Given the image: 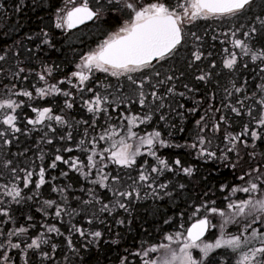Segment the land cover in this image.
Returning <instances> with one entry per match:
<instances>
[{"label":"snow or ice","instance_id":"6c2138e0","mask_svg":"<svg viewBox=\"0 0 264 264\" xmlns=\"http://www.w3.org/2000/svg\"><path fill=\"white\" fill-rule=\"evenodd\" d=\"M254 5L259 9L258 11L253 7ZM0 7L3 5L0 4ZM17 10H20L19 6ZM106 14L109 17L107 20L103 19ZM88 20L102 23L111 21L116 28L114 31L106 32L95 48L83 52L80 55V63L76 64V70L56 83L48 82L57 71L55 66L41 64L40 71L37 72L33 68L21 67V61L17 60L15 70L0 67V74H10L12 80L22 85L24 83L29 85V87L18 88L17 83H12L11 88L7 90V98L0 99V110L4 113L0 119V146H10L14 141H18L19 135H29L33 131L43 133L37 142L38 145L40 143L52 145L54 141L65 145L55 149L56 154L50 158L47 166L44 163L46 154L40 151L39 147L37 148V151H40L37 157L39 164L36 160H32L21 167L16 159L5 156L0 160V176L7 173L13 178L11 187L7 183L0 184V190H2L0 191V238H3L0 241V264H16V260L9 255L13 249L18 250L17 255L22 264H31L30 254L36 253L39 254L41 264L45 262L51 264L59 247L54 242L51 235L53 233L63 238L70 251L79 255L81 248L86 250L89 244L98 242L103 235L99 230H92L91 226L97 214L93 212L90 217H87L86 209L89 207L99 205L100 213L110 212L116 208L127 212L131 200L141 198L142 188L151 189L154 199L171 198L173 190L185 188L184 184L174 185L171 180L164 182L161 178L165 177L166 173L178 174L179 172L191 176L194 169L186 166L179 156L169 159L158 154L159 148L173 146L169 140L162 137L160 131L154 130L143 136L133 131L138 124H147L151 121L153 111L146 114L143 112L133 114L131 105L138 103L141 109H145L148 107L150 96L153 104L161 101L158 108H164L165 97L177 94L174 82L186 79L189 75L197 82L209 83L217 65L213 52L205 48L207 31L201 34L194 29L197 28L199 21L217 20H242L230 29V35L234 38L231 42L233 50L230 51L227 48L223 50L226 58L222 59L221 63L223 68L235 71L238 63L235 49L239 48L240 52L253 62V71L259 69L261 83L256 85L257 92L249 96L246 94L247 80L241 86H237L235 81L230 82L234 91L243 95V99H237L236 105H225V108L236 117L246 114L250 122L255 123L252 126L246 123L240 132L234 133L228 131L232 127L229 123L231 117L227 114L219 115L216 122L211 125V133L213 135L223 133L221 143L224 147L220 148L217 145L216 150H211L212 141L208 138V123L205 116H201L196 121L199 132L189 147L198 148V157L220 160L233 170L240 167L243 174L238 177V180L242 184L221 185L220 190L230 188L232 196L242 192L248 194V198L234 201L232 196L225 197L227 209L232 210L230 216L224 209L218 207L215 201H201L199 204L194 202L191 205L192 215L197 219L186 230L187 235H184L183 231L167 234L165 239L169 242L168 244L153 245L150 248H144L142 245L136 255L145 258L143 264H228L222 257L218 259L213 255L215 249L226 248L231 249L232 252L240 251L241 259L237 261V264H264V165L249 166L245 171L241 167L245 161L239 153L241 146L248 148L249 139L253 144L257 140L264 142V0L259 5L256 0H182V2L181 0H147V2L96 0L91 7L88 0H83L79 6H73L70 10L65 7L55 12V27L58 29H72ZM237 33H240L243 38H235ZM41 34L44 37L49 36L48 32L42 31ZM227 34L229 33H225ZM212 39L215 40L217 37L213 36ZM42 43L50 45L52 41L44 39ZM39 47L37 45V48ZM6 59L7 52L0 55V61ZM205 60L210 62L211 70L206 71L200 67ZM243 67L247 69L249 65L245 63ZM97 71L116 78V83L106 84L100 89L94 77ZM30 77H35V83L30 80ZM74 80L75 84H73ZM40 83L43 86L37 87L36 84ZM65 83L73 85L74 90L79 93L82 105L91 114L89 119L76 121L66 118V110L72 109L75 101L72 98V92L60 87ZM182 86L188 91L197 90L190 89L187 83ZM146 88L150 91L146 92ZM161 88L166 89L164 95L160 92ZM225 91L228 96H232V92H228L227 89ZM33 92H35V98L62 94L65 99L64 107L58 109L60 114H57L53 107H33L31 104L34 99ZM86 94L87 99L84 98ZM14 95L27 97L28 101L12 99ZM178 95L183 97L185 93L179 92ZM257 95H259L258 99ZM248 100H252L253 104H247ZM125 101H127L125 111L129 114H121L120 119L122 122L126 121V125L121 123V127H126L127 132L120 137L119 141H116L118 133L116 125L109 123L112 120L109 109L113 108V105L119 108L125 104ZM23 106L29 107L31 113L35 115L21 116L17 109H22ZM189 111H195V109H189ZM215 111L220 113L221 109L217 108ZM254 111L258 113V116H253ZM101 118L105 120L103 125L99 123ZM159 119L165 120V115L161 114ZM79 126H83L82 133L79 131ZM97 128H100L99 132L96 131ZM180 130L183 131V129ZM76 135L80 136L78 141ZM129 139L134 143H127ZM104 144L108 146L105 147ZM141 149L154 159V163L149 164L147 160H144L142 164H139L138 178L128 176L125 179L126 171L137 167V157L143 154ZM74 150L79 151L80 155H71ZM28 151L29 149H25L24 152L14 155L18 158L25 156ZM218 151L219 155H217ZM233 153L236 156L235 161L230 159ZM249 155L254 158L255 152ZM60 164L68 169L60 171L61 177H69L70 172H76L91 185L79 189L82 195L87 194L88 199L74 197L79 205V211L72 208L68 200L71 185L57 186L51 183L55 182L57 177L46 178L49 177L50 171L58 169ZM111 165L115 167L107 170ZM21 183L24 189H29L31 185L32 188L29 191H32L33 195L23 196ZM45 185H49L53 193L59 194L60 199L44 200L39 211L43 212L44 216L53 215L61 227H65L63 218L67 216V236L56 223H45L42 225L44 231H36L29 235V230L36 228L32 215L26 216L27 227L16 226L17 220L14 213L20 212L21 215L24 213L22 208H14L13 205L27 204L28 200L41 194L40 190ZM98 189L111 192V199L102 196ZM147 194L145 192V196ZM105 200L108 202L105 203ZM202 211L204 215L198 216ZM82 212L86 216L87 228L79 222H72ZM208 214L223 218L220 224L221 235L214 242L203 243L201 237L211 224ZM183 215L181 213V216ZM233 217H243L245 225L238 234L226 238L224 227L225 224L233 222ZM249 218L251 222H248ZM171 222L172 218L164 220V224ZM9 223L13 225L11 229L2 227ZM119 223L123 224L124 221L120 220ZM256 224L261 227H253ZM211 226L215 227V225ZM249 230H251L250 235H246ZM77 235L85 241L81 248H78L74 242V237ZM174 240L179 245L178 253L171 247ZM257 241L259 247H250ZM192 248L200 249L202 253L200 260L193 259L190 251ZM161 249L164 251L163 256L158 259L150 258V253H156ZM65 259L67 260V257ZM120 264H127V257L121 258Z\"/></svg>","mask_w":264,"mask_h":264},{"label":"trees","instance_id":"16d2710c","mask_svg":"<svg viewBox=\"0 0 264 264\" xmlns=\"http://www.w3.org/2000/svg\"><path fill=\"white\" fill-rule=\"evenodd\" d=\"M260 1L262 2V0ZM82 2L83 0H0V4L3 5V7H0V55H4L5 52H7V59L5 61H0V67H3L5 69L12 68V70H15V64L17 60L21 61V67L33 68L37 72L40 71L41 64L47 66H55L57 68V71L53 73V78L48 81L49 83L57 82L58 80L63 79L65 75H70L72 71L76 70V67H73V63L77 61L79 57L78 54L84 52L85 46H83L82 43L87 39L90 40L91 37H99L100 33L108 27V24L106 23H101L98 26H93L95 20L85 25L83 28L72 32H67L65 28L58 29L55 27V12L57 9H64L66 7L68 10H70L73 6H79ZM88 2L91 5L92 0H88ZM143 2H147V0H143ZM258 2L259 0H256L257 5L260 4ZM18 6L20 9L19 11L17 10ZM253 7L256 8V5H254ZM256 10L258 11L259 9L256 8ZM241 22L242 20H236L230 26L238 25ZM42 31L48 32L49 36L44 37L41 34ZM29 37H31V39H29ZM44 39H50L52 41V43L50 44L51 48H49V44L46 46V44L42 43ZM37 45H39L40 47L37 48ZM76 49H79V53L77 54H75V52L77 51ZM63 68H67L64 71L65 74H61V69ZM253 68L254 65H250L247 69L243 67L240 71L229 70L223 73V76H219V74L217 75V72H214V79L212 80L211 87L213 100V104L211 106V115L214 117L212 124L216 121V118L219 115L224 114L225 105H236L237 99H243V95L241 93H236L232 88V84L230 82L235 81L237 86H241L244 84V81L247 80L246 94L251 96L253 92H257L256 85L261 83V79L259 78V69L257 68L255 71H253ZM99 74L105 75V81H107V77H109V80L106 83L99 82ZM94 77L100 89H102L104 86L102 85V83L106 85L111 84L112 81L110 76L98 71L94 73ZM30 80L35 83V77H30ZM185 81H188V83L194 82V80L191 78V75H189ZM12 83H17L18 88L21 86L29 87L27 83H24L22 85L20 82L12 80L10 74H0V99L7 98V90L11 88ZM174 83H176V81ZM73 84H75V80L73 81ZM112 84L114 83L112 82ZM36 86L41 87L43 86V84H36ZM226 89L228 92L233 93L232 96L227 95V92L225 91ZM67 90L73 93L72 98L75 101L74 107L76 108V112L69 114L68 119L79 121L81 120L79 117L83 115L79 107L81 103L80 95L74 90L73 85L67 84ZM84 98L87 99L88 95L86 94ZM258 98L259 95H257V99ZM12 99H16L18 101L21 99L26 102L28 101L27 97H18L15 95L12 96ZM164 100L167 101V103H165L164 105L168 107L170 105V107H164L162 110H164V113L168 117L172 118L173 114L171 110L175 106L174 96H166ZM246 103L252 105L253 101L248 100L246 101ZM217 108L221 109L220 113H217L215 111V109ZM29 109V107L23 106L22 109H17V112H19L21 116H23L24 114H30ZM3 114V110H0V119H2ZM227 115L232 116L230 122L233 127L229 128V131H241L244 124H246L247 115H243L242 118H236L235 114L229 112L228 110ZM253 115H258V113L254 111ZM250 125H253V123L251 122ZM32 133L29 135H19L18 141H14L10 146H0L1 160L5 156H7V158L16 159L21 167L32 160H36V163L37 161L39 162L37 157L40 155V151L46 152L48 149L39 148L40 151H37L39 145L36 141L40 140V136L42 134L40 136H37V139H35L34 135L36 133ZM212 141L214 143L213 146L217 145L218 142L221 145V139L217 138V136H213ZM34 145H36L37 147L35 148ZM49 148L51 147L49 146ZM25 149H29L25 156H21L18 158L15 157L14 154L18 152H24ZM253 151L255 152L254 158L249 155ZM239 153L240 157L243 159V161H245V163L241 165V167L245 171L248 170L249 166L256 167L257 164L264 165V142H262L261 140H257L255 144H253L251 139H249L248 148L245 149L243 146H241L239 149ZM162 157L172 159L174 157V154L165 153V155H162ZM181 157L185 163H188L192 161L191 158L193 156L182 154ZM230 159L233 161L236 160V156L234 153L231 155ZM153 161V158L148 156L149 164H153ZM196 162L199 165L197 168L198 174L196 176V179L205 180L206 178L209 181V185L213 189L214 193L218 190L223 181L232 183L236 181V179H238L240 175L243 174L240 170V167H238L236 170H233L230 166L217 159H213L212 167H205L204 161L201 162L196 160ZM45 164H47V161L45 162ZM166 176L169 177L171 181L173 180L171 174H168ZM11 178L12 177L10 175L5 173L3 176H0V184L7 183L9 184V187H11ZM61 185H71L68 200L72 208H76L79 206L74 199V197L79 196V189L81 187L91 186L87 181H84L83 177L80 176L79 173L76 172H70L69 177H67L65 181L61 180L59 182L58 186ZM20 187L23 189V196L33 195V192L29 191V189L32 188L31 185H29V189H24L23 184L21 183ZM205 188L206 186L204 182H198L196 186L198 196H195L193 192H191L193 190V187H188L189 191L182 192L179 199L174 196L175 192L173 190V195L171 198L166 197L163 201H154L150 205H144L143 208L132 209L128 214H125V216L123 217L124 223H120V225L115 224L113 221H110L111 218H114L113 216H108L105 214L103 215V213H100V216L101 214L103 216L101 218L98 217L97 219H95L94 223L96 224V220H98L97 222H104L102 224H96L97 228H101L104 230V237L102 236L103 238H101L98 242H94L92 245H89L86 250L81 248L79 255L73 253L69 249H66L65 251L61 250V248L57 249L55 259H57L58 262L56 263L120 264L121 258L127 257V264H132V258L135 259L132 253H135L136 250L141 248L142 245L144 248L152 246L150 244L160 245V240L163 238L164 232L171 233L177 226V222L183 221L189 226L192 222L195 221L193 220L191 223H188L186 217L180 216V212L186 215L190 209L191 204L194 203L188 201L190 197L189 195L195 196L194 198H191V200L193 199L195 202H198L200 200L199 191H201L200 189L204 190ZM72 189H75V191H72ZM98 191H100L103 195L104 193H106V191H104L103 193L102 189H98ZM40 193L41 194L39 196H36L34 199L28 200L27 204L13 205L14 208H22L24 213V215H21L20 212L14 213V216L17 220L16 226L24 225L27 227L28 224L26 222V215L29 214L33 216V222L35 223L36 228L30 229L29 234H33L36 231H44V229H42L41 227L42 224L39 222L41 219V211H39V209L42 206V202L49 198H52L54 200L60 199L59 194L53 193L51 191V187L48 185L42 188L40 190ZM86 199H88V197ZM89 209L91 210V207H89L87 211H90ZM49 211L51 212L52 210ZM228 215L230 216L231 212ZM169 218H172V222L170 224H164V220ZM75 219L77 218L73 219V223H76ZM218 219H221V223L223 222V218H221L220 216L218 217ZM105 220H108L109 224H107ZM244 221L245 220L243 217H233V222L236 225H239L240 223H242L243 225ZM230 224L232 223H227L225 224V226L227 227V225ZM12 226L13 225L9 223L7 225H3L2 227L4 229H11ZM226 227H224V230ZM217 230L219 232V228H217ZM51 235L55 240V233ZM210 236H213V233H211ZM2 239L3 238H0V241H2ZM89 239L91 240V237H89ZM45 250L49 249L45 248ZM17 251L18 250L13 251L12 256L17 257V264H20L21 260L19 256H17ZM214 253L216 258L218 259L224 257L220 254H217L216 252ZM157 255L158 254L153 256V254L150 253V258L158 259L163 256L162 254H160V256L157 258ZM195 255H197L199 258L198 254ZM225 256L229 258V256ZM65 257H67V260L65 259ZM37 260V254H30L31 263Z\"/></svg>","mask_w":264,"mask_h":264},{"label":"flooded vegetation","instance_id":"af4514ba","mask_svg":"<svg viewBox=\"0 0 264 264\" xmlns=\"http://www.w3.org/2000/svg\"><path fill=\"white\" fill-rule=\"evenodd\" d=\"M84 26H81V27L74 29V30H70V29L65 28V30L67 32H69V31L72 32V31L79 30V29L83 28ZM230 28L232 29V26H228V21L217 20V21H199L198 22L197 28L194 30L200 32L201 34L204 33L205 31H207V36L205 37V48L207 50L213 52V56H214L215 63L217 65V67L213 70V78L207 84H204L202 82H197L195 80L192 83L191 82L188 83V81H185L186 79L176 81L175 84H176V93L177 94L173 95L174 99H175L174 100L175 106L171 110V112L173 114L172 118L168 117L164 113V110H162L163 108L162 109L158 108L161 101H156V103L153 104L152 103V97H150V96H149V100H148V106H152L155 110L154 109L150 110V109H148V107L145 109H141L138 103L131 105V111L133 114H137V113H141V112L146 114L149 111H153L152 120L149 121L147 124H138L136 127L133 128V131L137 132L139 136H143L146 133H150L154 130L160 131L162 134V137L166 140H169L170 144L173 145L172 147L159 148V150H158L159 155L162 156V155H165V153H171V154H174V157L172 159H175L176 156H179L182 159V157H181L182 154L193 156L191 158L192 161L185 163L186 166H191L194 169V172L191 176H186L182 172H179L178 174H171L173 177L172 182L174 185H177V184H184L185 185V188L183 190L176 188L174 190V192H175L174 196H176L179 199L182 192H188L189 191L188 187H193V190L191 192H193V194L196 196L197 195V190H196L197 183L198 182L199 183L204 182L206 188L204 190L200 189L201 190V191H199L200 200L198 202H195L193 199L191 200V198H194L195 196L189 195L190 197H189L188 201L195 202L196 204H199L201 201H215L216 205L218 207L224 209L228 214L232 210L227 209V200H225V197L232 196V193L230 191V188H226L223 191H221L220 190L221 185L226 184V185H230V186H235V185L242 184V182L239 181L238 179H236V181H234L232 183H229L228 181H223L221 183L220 187L218 188V190L214 193L213 189L209 185V181L206 178H205V180H197L196 179V176L198 174L197 168L199 166L198 163L196 162V160L201 161V162L204 161L205 167H212L213 159H206L204 157H198L197 156L198 148L193 149V148L189 147V145H191L195 141V137L197 136V134L199 132V128L196 125V121L199 120L201 116H205L206 121L208 123V138L211 139V141H212L213 136H215V137L217 136V138L222 139V134H223L222 132L216 133L215 135H213L211 133V125H212V121L214 119V117L211 115L212 114L211 106L213 104L211 87H212V80L214 79V72H217V75L219 74V76H223V73L229 71L228 69L223 68L221 61H222V59L226 58L224 56V52H223V50L225 48L229 49L230 51L233 50L231 42L234 38L230 35ZM225 33H229V34L225 35ZM213 36H216L217 39L213 40L212 39ZM235 38H243V37L240 35V33H237V36ZM257 47H259V45H257ZM238 50H240V49L239 48L235 49V51L238 55V63H237L236 70L240 71L243 68V64H245V63H247L249 66L254 65L249 57H245L242 53H239ZM209 63L210 62L208 60H205L200 65V67L204 68L206 71L211 70L209 68ZM50 67H52V66H50ZM66 69L67 68L61 69V72H62L61 74H65L64 71ZM110 78L112 79L113 82L116 79V78L111 77V76H110ZM51 83H53V82H51ZM54 83H56V82H54ZM184 83H187L189 85L190 89L195 88L197 90L196 91L186 90L182 86ZM169 86H171V85H169ZM60 87H62L65 91H68L66 83L63 85H60ZM165 90L166 89H164V88L160 89V92L162 95L164 94ZM148 91H150V90L147 89L146 92H148ZM179 92H184L185 95L183 97H181L180 95H178ZM33 95H34V99L31 101V104L33 107H53L54 111H56L57 114H60L58 109L64 107L65 97L62 94H53L50 96L43 97L42 99L35 98V92L33 93ZM163 103L165 104V103H167V101L163 100ZM180 105H183V107H180ZM79 107L81 109V112L83 113V115H81V117H79V118L81 120L89 119L91 114L87 112V109H86V107H84L82 105V102L80 103ZM126 107H127V101H125V104L121 105L119 108H116V106L113 105V108L109 109V112L111 113V116H112V120L109 121V123L116 125V130L118 133V135L116 136V141H119L120 137L123 135H126V132H127L126 127H121V123H124L126 125V121L122 122L120 119L121 114H123V115L129 114L128 112L125 111ZM165 107L169 108L168 106H165ZM193 108L195 109V111H189V109H193ZM209 109H211V111H209ZM29 110H30L29 115L34 116L35 114L31 113V109H29ZM66 112H67L66 118H68L69 114L76 112V108L73 107L72 109L66 110ZM161 114L165 115V120H163V121H161L159 119V116ZM224 114H227L226 108H224ZM253 116H258V115H253ZM230 117H232V116H230ZM236 118H239V117H236ZM240 118H242V116ZM251 122L254 125L255 122L254 121H251ZM251 122H250V118L247 116L246 123H251ZM99 123L103 125V124H105V120L103 118H101L99 120ZM229 123L231 124L230 121H229ZM250 126H252V125H250ZM232 127H233V125H232ZM222 128H223V125H222ZM180 129H183V131H181ZM79 131L81 133L83 132V126H79ZM96 131L99 132L100 128H97ZM228 131H229V129H228ZM231 132L238 133L240 131L231 130ZM34 133H36L34 135L35 139H37V136H40L41 134H43L42 132L38 133L36 131H33L32 134H34ZM169 134H171V135H169ZM79 139H80V136L76 135V140L78 141ZM36 142H38V141H36ZM101 143H103V142H101ZM127 143L133 144L134 141L129 139L127 141ZM213 144L214 143L212 141V149L211 150H216L217 145H219L220 148L224 147L223 143H221V145H220L218 142V144L214 145V146H213ZM52 145H55V146H52ZM52 145H45L43 143L39 144V148H41V149L47 148L48 149L46 152H44L46 154L44 163L46 161H47V164L50 162V158L56 154V152H55L56 148H61V147L65 146V145H62L61 143H57L55 141ZM174 145H180L181 147H175ZM34 146H35V148L37 147L36 145H34ZM49 146L53 149L49 148ZM69 146H71V145H69ZM104 146L107 147L108 145L104 144ZM141 151L143 154H142V156L137 157V161H138L137 167L130 170L131 171L130 172L131 177H133V178H138L139 164H142L144 160L148 161L147 152L144 149H141ZM71 155H74V156L80 155V152L74 150L73 153H71ZM217 155H219V151L217 152ZM37 164H39L38 161H37ZM47 164H45V166H47ZM114 167H115V165H111L110 168L107 170H111V168H114ZM61 170L67 171V167L63 164H60L59 168L56 170H51L49 177H46V178L50 179L51 176L57 177L56 181L51 182V183H54L55 185L58 186V184L61 180L65 181L67 179V177H61L60 176ZM37 171H38V169H37ZM166 175H168V174L166 173L165 177L161 178L162 181L166 182L167 180H170V178L167 177ZM34 179H35V177H34ZM128 182L130 183L131 181H128ZM46 186L47 185L43 186L42 188H44ZM104 191H106V190H103V192ZM106 192L111 194V192H108V191H106ZM149 192L151 193V189L149 190ZM206 193H207V195H205ZM253 195H258V194H253ZM108 198L111 199V195H108ZM247 198H248V194H245L242 192H237L234 196H232V199L234 201H238L239 199H247ZM145 200L151 201V202H154V201L157 202V201H163L164 198L163 199H159V198L154 199L152 194H149V195H147L146 198L139 199L138 201L139 202L140 201L145 202ZM107 202H108V200H105V203H107ZM133 207H134L133 205L132 206L130 205L128 211L126 212L124 210L123 214L129 213ZM190 209H191V206H190ZM188 212H190V211H188ZM103 214L108 215V216L112 215V213H107V212H104ZM203 215H204V213L202 211L201 213H199L198 216L202 217ZM208 215H209V219H210L211 224L208 228L207 234L203 238H201L202 242L209 239V236L211 234L210 232H212V230H213V227L211 226V225H213V219H211L212 214H208ZM180 216H181V212H180ZM118 217H120L122 219V215L118 214ZM196 219L197 218H195V221H196ZM122 220H124V218ZM100 223L102 224L104 222L102 221ZM99 229L104 234V230L101 228H99ZM227 229H228V227H227ZM186 235H187V232H186ZM13 251H15V249L11 250L9 252V255H12ZM213 255H215V253H213ZM13 258L16 260V264H17V262H18L17 257H13ZM223 259H225L226 261H229V258L226 256H224Z\"/></svg>","mask_w":264,"mask_h":264},{"label":"rangeland","instance_id":"374dc122","mask_svg":"<svg viewBox=\"0 0 264 264\" xmlns=\"http://www.w3.org/2000/svg\"><path fill=\"white\" fill-rule=\"evenodd\" d=\"M95 2H96V0H92V3H91V5L89 4V6H93L94 4H95ZM258 3H261V1L259 0V2ZM103 19H109V17L107 16V14L104 16V18ZM236 20H230V21H228V26H230L232 23H234ZM102 22L101 21H96L95 20V22H94V24H93V26L94 25H96V26H98V25H100ZM106 24H108L107 26V28L103 31V32H101L100 33V35H99V37H95V38H92L91 37V39L89 40V39H87V40H85L82 44H83V46H85V49H84V52H86V51H88L90 48H95V46H96V44L97 43H99L100 42V40L101 39H103L104 38V34L106 33V32H110V31H114L115 30V28H116V25L114 24V23H112L111 21L109 22V23H106ZM41 45H42V43H41ZM48 44H46V46H47ZM49 47V46H48ZM49 48H51V45H50V47ZM77 50V49H76ZM238 52L239 53H241L240 52V50H238ZM77 53H79V49L75 52V54H77ZM82 53H79L78 55H79V57H78V59H77V61H75L74 63H73V67H76V64H78V63H80V55H81ZM98 78H100L98 81L99 82H104V83H106L108 80H109V77H107V81H105L104 79H106V77H105V75H103V74H99V76H98ZM112 82L113 81H111V84H112ZM104 83H102V85H105ZM113 83H116V79H115V81L113 82ZM147 90V88L145 89V91ZM148 109H154L152 106H148ZM155 110V109H154ZM107 126V125H106ZM76 156V155H75ZM0 160H1V158H0ZM154 160V159H153ZM154 162V161H153ZM127 173H126V177H125V179H127V177L128 176H131V174H130V170H127L126 171ZM167 178V177H166ZM12 180H13V178H11V183H12ZM165 182V181H164ZM149 190L150 189H148V188H142L141 189V192H140V199H143V198H146L147 196H145V192H147L148 194L147 195H149V194H152V193H150L149 192ZM170 190H172V189H170ZM104 193V192H103ZM105 194H107V195H105ZM162 194V193H161ZM103 195V194H102ZM108 195H111V194H109V193H104V195L103 196H107L108 197ZM28 195H25V197H27ZM78 197H82V199H86L88 196H87V194H81V192H80V194H79V196ZM165 198L166 197H164V200H165ZM49 199H52V198H49ZM139 199H132L131 200V203H130V205L132 206H134L132 209H139V208H143L144 207V205H150L152 202L151 201H146L145 200V202H142V201H138ZM99 207L100 206H98V205H96L94 208L93 207H91V210L90 211H87L88 209H86V213H87V216H91L92 215V213L93 212H95L96 214H97V218L98 217H102L103 215L101 214V216H100V212H99ZM76 209L79 211V206L78 207H76ZM96 209V210H95ZM131 209V210H132ZM130 210V211H131ZM123 209H119V208H116V209H113L112 211H110V212H107V213H112V215L111 216H113L114 218H111V220L110 221H113L115 224H119L120 225V223H119V221L120 220H122L123 219V217L125 216V214H123ZM189 211L190 212H188L186 215H184V217H186L187 218V220H188V223H191L193 220H195V218H197V217H195V216H193L192 215V208L191 209H189ZM115 212V213H114ZM104 213V212H103ZM114 213V214H113ZM118 214L119 215H122V219L120 218V217H118ZM128 214V213H127ZM27 215H29V214H27ZM26 215V216H27ZM199 215V214H198ZM218 217H219V215H212V218L211 219H213V225H215V227H213V230H212V232H210V233H213V236H210L209 237V239L208 240H206V241H203V243H209V242H214L220 235H221V233H219V232H221L220 231V224H221V219H218ZM75 218H77V219H75V221H76V223L77 222H79L80 224H83L86 228L88 227V225L86 224V216H85V213L84 212H82L79 216H76ZM96 218V219H97ZM110 219V218H109ZM108 219V220H109ZM108 220L106 221L107 222V224H109L108 223ZM98 220H96V224H99L100 222H97ZM42 225L43 224H45V223H56L57 224V227H61V224L59 223V222H57L56 221V219L54 218V216L53 215H49V216H44V214H43V212H41V219H40V221H39ZM67 222H68V217L67 216H65L64 218H63V223H64V225H65V227H61V231L62 232H64V235L65 236H67V231H66V226H67ZM248 222H251V218H249V220H248ZM232 224H230V225H227V227H228V229H227V227L225 228V230H224V234H225V237L227 238V236H230V235H233V234H238L240 231H242V229L244 228V225H245V221H244V223H243V225H242V223H240L239 225H241V226H239L238 224L236 225L234 222H231ZM95 223H93V225H92V230H99V231H101L99 228H97ZM101 224V223H100ZM181 225L183 226L182 228H181ZM42 227V226H41ZM187 227H188V225L185 223V222H177V226L175 227V229L171 232V233H174V232H176V231H183L184 232V235L186 234V230H187ZM253 227H257V228H260L261 227V225H259V224H256V225H253ZM217 228H219V232H218V230H217ZM42 229H43V227H42ZM250 231L251 230H249V232L248 233H246V235H250ZM216 235H215V234ZM34 234V233H33ZM167 234H170V233H166V232H164V234H163V238L160 240V245H165V244H168L169 242L165 239V236L167 235ZM29 235H32V234H29ZM55 237H56V239L54 240V242H56L58 245H59V247L57 248V249H59V248H61V250H66V249H68V247L66 246V243L63 241V238L62 237H57L56 235H55ZM104 237V236H103ZM102 237V238H103ZM90 240V239H89ZM74 242L76 243V246L78 247V248H81V245L83 244V243H85V241H83L82 239H80L79 237H78V235L76 236V237H74ZM94 242H92L91 244H89V245H92ZM150 245H152L153 246V244H150ZM151 247V246H150ZM149 246L148 247H146V248H150ZM171 247L174 249V250H176V252L178 253L179 252V245L175 242V240L172 242V244H171ZM250 247H259V242L257 241V242H253L251 245H250ZM83 249V248H82ZM141 248H139V249H137L136 250V252L134 253H132L133 254V256L135 257V259H133L132 258V264H143V260L145 259L143 256H137L136 255V253L140 250ZM163 251V249H161L160 251H157L156 253H152L153 254V256H155L156 254H158L157 255V258L160 256V254H162V255H164V251ZM191 254H192V257H193V259H195V260H200L201 259V257H202V253H201V251H200V249L199 248H192L191 250ZM244 251H246V249H244ZM162 252V253H161ZM214 252H216L217 254H220L221 256H225V255H227V256H229V261H227L228 262V264H237V261L238 260H240L241 259V253H240V251H237V252H232V250L231 249H226V248H219V249H215L214 250ZM37 255H38V260L37 261H34V262H32L31 264H41V262H40V257H39V254L38 253H36ZM195 254H198L199 255V258H198V256L197 255H195ZM10 256H12V255H10ZM18 256V255H17ZM52 263L51 264H57L56 262H58V260L57 259H55V257H54V259H53V261H51ZM20 264H22V262L20 263ZM45 264H48V262H45Z\"/></svg>","mask_w":264,"mask_h":264},{"label":"water","instance_id":"95a60500","mask_svg":"<svg viewBox=\"0 0 264 264\" xmlns=\"http://www.w3.org/2000/svg\"><path fill=\"white\" fill-rule=\"evenodd\" d=\"M90 7H91V6H90ZM92 21H94V20H88V21H85L83 24H78L75 28H72V29H70V30L77 29V28H79V27H81V26H84V25H86V24H88V23H91ZM195 222H196V221L192 222V223L189 225L188 228H190L191 225H192L193 223H195ZM207 232H208V230L205 232L204 236L207 234ZM204 236H202L201 238H203Z\"/></svg>","mask_w":264,"mask_h":264}]
</instances>
